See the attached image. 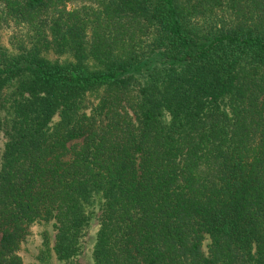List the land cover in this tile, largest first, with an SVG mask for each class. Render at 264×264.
Instances as JSON below:
<instances>
[{
	"label": "trees",
	"instance_id": "1",
	"mask_svg": "<svg viewBox=\"0 0 264 264\" xmlns=\"http://www.w3.org/2000/svg\"><path fill=\"white\" fill-rule=\"evenodd\" d=\"M0 129V264H264V0H0Z\"/></svg>",
	"mask_w": 264,
	"mask_h": 264
},
{
	"label": "rangeland",
	"instance_id": "2",
	"mask_svg": "<svg viewBox=\"0 0 264 264\" xmlns=\"http://www.w3.org/2000/svg\"><path fill=\"white\" fill-rule=\"evenodd\" d=\"M79 4L80 3H78L77 1H73L72 3H70V5L68 4V7L76 6ZM49 57L54 58V55L50 54ZM3 126L5 127V123ZM4 140V133L0 129V148L4 143ZM44 230H49L51 232V235H53L52 227L49 223L34 224L30 227L29 234L26 236L25 239V246L27 250H29V253L36 254V252L40 248L41 236ZM86 230L87 231L85 235L82 237V248L80 253L73 257L70 261H57L53 257L51 260V264H93L91 259V249L94 244L95 235L97 231V220L95 218H92ZM27 260V264L36 262L33 256Z\"/></svg>",
	"mask_w": 264,
	"mask_h": 264
}]
</instances>
